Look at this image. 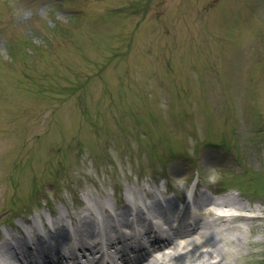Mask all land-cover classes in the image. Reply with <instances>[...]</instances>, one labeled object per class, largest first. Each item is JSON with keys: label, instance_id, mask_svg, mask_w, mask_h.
<instances>
[{"label": "rangeland", "instance_id": "1", "mask_svg": "<svg viewBox=\"0 0 264 264\" xmlns=\"http://www.w3.org/2000/svg\"><path fill=\"white\" fill-rule=\"evenodd\" d=\"M194 168L264 264V0H0V222Z\"/></svg>", "mask_w": 264, "mask_h": 264}, {"label": "bare ground", "instance_id": "2", "mask_svg": "<svg viewBox=\"0 0 264 264\" xmlns=\"http://www.w3.org/2000/svg\"><path fill=\"white\" fill-rule=\"evenodd\" d=\"M173 173L179 174V169L174 168ZM125 199L133 197L135 204L133 208L125 205L122 207L121 213H130V220H137L142 217L145 212H156L158 200L155 201L152 209L146 207L142 202V193H138L131 189L125 191ZM205 214L210 217L209 221L195 220L192 227L181 231L175 236L166 237L160 243H153L150 251H145L142 255L134 259L128 260L125 264H229L226 259L230 257L236 250L230 251L227 246H241L245 242L249 245L258 242L246 241L244 236L245 230L252 231L256 221L259 219L256 215L257 209L253 208L249 203H242L233 197L226 199L215 200L211 197L199 195ZM169 204L170 201H167ZM173 203H171V206ZM236 213H234V212ZM52 211H48L45 217L49 214L52 218L51 222H47L45 217L38 215L41 224H38V219L33 217L21 218L20 225L26 226L28 231L34 237L36 244H42L44 235L51 245H56L57 241L51 236L54 231L63 232L67 227V220H75L77 223L83 221L81 226L94 227L96 214H101L103 219L98 222V232L104 237H118L106 241V250L101 247L99 234L93 236L90 232H83L78 224H75L74 242H68L69 239H62L60 243H65V252L70 254L66 257L52 258L44 262L34 264H98L96 258L99 256H108L111 263L113 253L118 257V260L124 259V254L118 251L117 246L122 245L127 238L122 237V233L112 228L108 221L109 213L106 209V200L100 197L89 198L85 197L81 201L79 209L74 213H69L68 210L60 211L54 218ZM3 218L0 219V221ZM159 231L160 223H156ZM150 225V224H149ZM18 225L8 223V227L0 233V264H27L17 258H6L4 251L12 248L13 245L19 244V239L13 237L10 231H19ZM189 226V225H188ZM125 232V231H124ZM115 237V238H116ZM24 241V239H23ZM90 257V258H89ZM122 258V259H121ZM220 258L223 260L220 261Z\"/></svg>", "mask_w": 264, "mask_h": 264}]
</instances>
